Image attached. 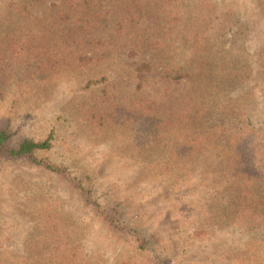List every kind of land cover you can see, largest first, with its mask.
<instances>
[{"label": "rangeland", "instance_id": "obj_1", "mask_svg": "<svg viewBox=\"0 0 264 264\" xmlns=\"http://www.w3.org/2000/svg\"><path fill=\"white\" fill-rule=\"evenodd\" d=\"M91 1L0 0L15 74V45L89 10L96 41L114 39L111 78L42 59L31 89L14 79L0 101V127L53 135L38 159L64 170L0 151V264H264V0ZM165 29L169 50L154 49ZM171 60L183 79L162 78Z\"/></svg>", "mask_w": 264, "mask_h": 264}, {"label": "trees", "instance_id": "obj_2", "mask_svg": "<svg viewBox=\"0 0 264 264\" xmlns=\"http://www.w3.org/2000/svg\"><path fill=\"white\" fill-rule=\"evenodd\" d=\"M34 0H27V6ZM80 1V0H75ZM87 1V0H86ZM96 5L100 7L103 6L102 0H95ZM89 4H94V0L89 2ZM26 6L25 10L28 8ZM91 17V18H90ZM102 17L101 13H97L96 9H93L86 15H78L77 21L80 23L79 28L74 24L67 25L68 29H63L61 26L58 28L59 38H55L54 30L45 34L41 37L42 41H30L29 44L25 43V40L13 47V59L16 63H19L21 67L19 70H23V75L15 74L12 70L11 63L8 66L6 64L7 58L4 57V50H0V63L3 64V78H7L4 82L0 80V101L8 95V89L17 79L20 88L29 91L32 87V82L36 80V76L40 73V69L45 65L42 59L46 60H61V61H74L79 64L84 63L86 67H94V69H105L104 73L101 75H106L111 78L109 74V69L106 68V63L109 60V55L112 53L114 48V39H99L96 41L97 36L93 35V31L89 27L86 28L84 23H89L90 19H98ZM68 18V14H65V20ZM175 29L169 30L165 29L153 40L154 49L158 50H169L170 40L174 37ZM0 37L8 38L7 34H1ZM27 37V36H25ZM50 38V39H49ZM102 40H105L103 42ZM24 43V44H23ZM139 48V47H138ZM136 49L133 48L132 52ZM122 54V50L117 48L116 53ZM126 58H130L128 55ZM40 59L38 64H33L32 61ZM124 59V58H123ZM149 64V63H148ZM186 68V62L177 63L174 60L169 61L164 64L161 76L163 79L170 81H179L181 78L185 77L184 71ZM12 71V77H9V73L6 71ZM143 71L138 70L140 81L145 83L146 76L149 70ZM102 71V70H101ZM102 73V72H101ZM25 77L28 80L22 81L18 79L19 77ZM104 77V81H107L108 77ZM9 77V78H8ZM98 79V78H96ZM102 82L95 80L89 82V86L93 87L96 85H101ZM185 101V100H184ZM183 102L182 106H184ZM153 112V111H152ZM148 122V121H147ZM182 124V123H181ZM153 123L151 124V126ZM149 128V127H148ZM147 131V130H145ZM183 136V134H182ZM53 148V135H50L47 139L41 141H35L28 138L15 139L14 134L7 127H0V151L3 152L9 158L16 160L28 159L33 162V164L43 168L48 172H54L56 174H63L64 170L52 165L45 160H39L38 155L42 152L50 151ZM261 178V175L259 176ZM82 183L77 184V188L81 189Z\"/></svg>", "mask_w": 264, "mask_h": 264}]
</instances>
